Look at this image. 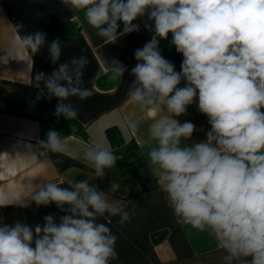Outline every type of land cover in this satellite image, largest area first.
Wrapping results in <instances>:
<instances>
[{
	"label": "clouds",
	"instance_id": "9594fccd",
	"mask_svg": "<svg viewBox=\"0 0 264 264\" xmlns=\"http://www.w3.org/2000/svg\"><path fill=\"white\" fill-rule=\"evenodd\" d=\"M83 12L88 24L106 43L140 31L141 20L151 38L134 52L128 98L140 112L156 113L148 124L146 160L178 221L206 232L225 253L222 264H264V0H63ZM121 24L123 25L121 30ZM12 25L14 50L30 57L47 46L54 67L37 72L30 82L42 98L58 103L57 118L75 120L72 97L85 100L92 90L84 84L88 65L84 55L60 62V39L47 42L42 30L24 32ZM23 33V34H22ZM182 55L180 71L162 55L161 41ZM0 64L18 57L0 50ZM32 59L28 63L31 71ZM127 67L111 60L112 79L122 78ZM183 82V86L182 85ZM196 105L210 128L194 140L197 126L179 117ZM127 127L141 132V121L129 118ZM40 154H67L64 136L49 129L38 141ZM31 151V146H29ZM74 157L93 169L84 180H68V187L46 182L20 207L55 205L42 223L20 219L5 223L0 217V264H110L118 259L117 236L108 226L130 222L127 206L110 202L93 181L116 165L113 152L99 145H84ZM16 197L6 191L0 206ZM107 220V224L101 222Z\"/></svg>",
	"mask_w": 264,
	"mask_h": 264
},
{
	"label": "crops",
	"instance_id": "0c3cea01",
	"mask_svg": "<svg viewBox=\"0 0 264 264\" xmlns=\"http://www.w3.org/2000/svg\"><path fill=\"white\" fill-rule=\"evenodd\" d=\"M65 21L76 22L78 31L71 42L60 40V62L80 55L88 60L83 80L85 86L92 90V95L85 100L70 98L79 113L75 120L85 128L87 141L74 135L64 137L69 153L43 156L38 149V141L41 140L36 119L38 90L32 86L29 77L33 78L35 72L51 74L56 66L48 57L47 46L32 57L29 52L14 50L11 45L12 25L22 22L24 32L42 30L47 34V42L51 43L59 39L57 28ZM134 23L140 24L139 32L109 44L88 24L83 12L73 10L63 0H0V50L14 51L18 57L7 65L0 64V199L6 191L13 192L16 197L11 205L0 206V217L9 224L20 219L34 225L42 223L46 214L59 215L55 205L37 208L32 204L25 208L18 206L17 202L31 203V195L43 183L64 181L61 186L68 187V180L92 177L93 169L82 159L74 157L73 152L81 151L84 145H99L111 150L106 129L114 127L120 132L124 144L129 143L118 160L123 164H133L125 167L128 172L116 166L106 169L105 177L93 182L105 199L126 205L133 215L130 222L123 225L118 223L119 217H112L108 224L117 236L118 252V259L110 264H222L225 253L217 247L216 239L181 224L151 174L146 160L150 143L146 129L156 113L151 110L140 112L127 95L134 80L130 71L137 63L134 52L150 40L151 33L141 20ZM122 27L121 24V30ZM170 40L171 34L168 40L161 41L162 55L180 71L183 58L170 45ZM30 59L31 71L28 69ZM112 59L123 63L128 71L122 78L113 79L112 87L103 88L112 79ZM133 117L141 121V132L136 135L126 124ZM179 119L182 122L191 120L197 126L194 140L204 139V133L210 128L207 117L199 113L195 104L189 106L188 114ZM129 175L136 177L134 184ZM114 182H120L122 188H114L111 185ZM101 222L108 223L104 219ZM155 234H159L157 240H154Z\"/></svg>",
	"mask_w": 264,
	"mask_h": 264
},
{
	"label": "trees",
	"instance_id": "16d2710c",
	"mask_svg": "<svg viewBox=\"0 0 264 264\" xmlns=\"http://www.w3.org/2000/svg\"><path fill=\"white\" fill-rule=\"evenodd\" d=\"M77 31L78 26L76 22L65 21L58 25L57 35L61 41L71 42L75 38ZM36 73L37 72H35V74ZM103 78L101 80H104ZM113 84L114 80L110 79L107 85H103V88H110ZM57 103L58 102L54 98L51 101L42 98L38 102V112L36 119L38 120L40 125L41 140L46 139V134L49 129H55L56 131L60 132L64 137L74 135L86 140V130L76 120L67 121L63 117L57 118L53 115ZM106 135L112 146L111 150L109 151L113 152L114 155H116L117 157V162L115 166L119 167L124 172H128L129 170L125 169V167H128L133 163L123 164L118 160V156L121 155V153L125 149H127V147H129V143L124 144L122 138L120 137V132L114 127L106 129ZM158 235L159 234L154 235V240H157Z\"/></svg>",
	"mask_w": 264,
	"mask_h": 264
},
{
	"label": "rangeland",
	"instance_id": "374dc122",
	"mask_svg": "<svg viewBox=\"0 0 264 264\" xmlns=\"http://www.w3.org/2000/svg\"><path fill=\"white\" fill-rule=\"evenodd\" d=\"M130 176H131V177H130ZM128 178H130V179L132 178L131 181H132V183L134 184L133 181L135 180L136 177H135L134 175H133V176H132V175H129ZM125 179H126V181H128L127 178H125ZM111 185H112L114 188H118L119 190H120V188H122V185H121L120 182H119V183L114 182V183H112Z\"/></svg>",
	"mask_w": 264,
	"mask_h": 264
},
{
	"label": "built area",
	"instance_id": "2783aa9c",
	"mask_svg": "<svg viewBox=\"0 0 264 264\" xmlns=\"http://www.w3.org/2000/svg\"><path fill=\"white\" fill-rule=\"evenodd\" d=\"M112 191V189H110Z\"/></svg>",
	"mask_w": 264,
	"mask_h": 264
}]
</instances>
